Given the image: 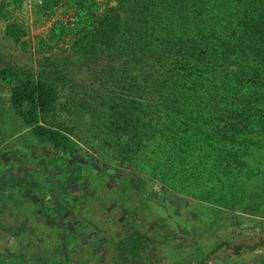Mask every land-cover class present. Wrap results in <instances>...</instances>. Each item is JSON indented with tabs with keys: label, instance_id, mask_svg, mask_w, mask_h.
<instances>
[{
	"label": "trees",
	"instance_id": "trees-1",
	"mask_svg": "<svg viewBox=\"0 0 264 264\" xmlns=\"http://www.w3.org/2000/svg\"><path fill=\"white\" fill-rule=\"evenodd\" d=\"M62 5L71 17L37 38L36 70L0 66L10 108L53 163L75 162L80 139L200 205L258 212L264 0H41L39 8ZM24 32L16 23L5 27L23 49L30 45ZM103 58L111 65L101 76L74 77ZM76 163L80 175L83 162ZM259 245L260 236L223 241L208 256Z\"/></svg>",
	"mask_w": 264,
	"mask_h": 264
},
{
	"label": "rangeland",
	"instance_id": "rangeland-1",
	"mask_svg": "<svg viewBox=\"0 0 264 264\" xmlns=\"http://www.w3.org/2000/svg\"><path fill=\"white\" fill-rule=\"evenodd\" d=\"M40 3L0 0V66L36 70L37 38L47 36L52 21L71 17L63 5L44 13ZM7 23L21 25L27 48L5 35ZM110 65L103 58L74 77L89 81ZM9 95L0 82V264H264V245L235 258L222 250L208 256L223 241L264 238V206L250 213L200 205L80 139L73 156L83 168L76 180V161L55 165L10 108Z\"/></svg>",
	"mask_w": 264,
	"mask_h": 264
},
{
	"label": "crops",
	"instance_id": "crops-1",
	"mask_svg": "<svg viewBox=\"0 0 264 264\" xmlns=\"http://www.w3.org/2000/svg\"><path fill=\"white\" fill-rule=\"evenodd\" d=\"M256 236H258V235H256ZM231 244H234V243H231ZM257 249V248H256ZM225 254H227V255H230L231 256V258H235L234 256H236L237 254H239V253H241L242 251L244 252V254H246L245 252H247L248 250H240L239 252H233V251H226L224 248L223 249H221ZM257 257V256H256ZM256 257H254V255H253V258H256ZM207 259H209V258H207ZM251 259H252V257H251ZM253 262H256V261H253ZM253 262H251V260H248L247 262H244V263H242V264H253ZM239 264V263H238ZM255 264H258V262H256Z\"/></svg>",
	"mask_w": 264,
	"mask_h": 264
},
{
	"label": "flooded vegetation",
	"instance_id": "flooded-vegetation-1",
	"mask_svg": "<svg viewBox=\"0 0 264 264\" xmlns=\"http://www.w3.org/2000/svg\"><path fill=\"white\" fill-rule=\"evenodd\" d=\"M69 161L72 162V158H70ZM73 163H74V162H73ZM74 164H75V163H74ZM76 164H77V163H76ZM76 164H75V165H76ZM77 172H78V170L76 169V174H77ZM80 175H81V174H80ZM74 178L77 180L78 177L76 178V175H75Z\"/></svg>",
	"mask_w": 264,
	"mask_h": 264
}]
</instances>
